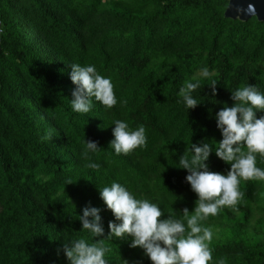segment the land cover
<instances>
[{"label":"trees","instance_id":"16d2710c","mask_svg":"<svg viewBox=\"0 0 264 264\" xmlns=\"http://www.w3.org/2000/svg\"><path fill=\"white\" fill-rule=\"evenodd\" d=\"M227 8L225 0H0V264H69L62 247L86 235L77 220L85 206L101 209L107 235L114 217L98 187L112 181L159 203L162 218L194 209L197 196L175 163L191 144L221 140L214 117L233 105L231 91L250 84L264 92V23L227 19ZM72 63L111 77L118 104L72 112ZM201 66L214 75L187 112L178 88ZM113 119L143 125L148 143L128 155L100 153L97 173L82 156L84 139L107 150ZM208 163L230 168L214 153ZM240 187L239 210L205 222L213 264H264V218L259 236L250 233L264 213V181ZM130 242H107L109 264H151Z\"/></svg>","mask_w":264,"mask_h":264},{"label":"clouds","instance_id":"9594fccd","mask_svg":"<svg viewBox=\"0 0 264 264\" xmlns=\"http://www.w3.org/2000/svg\"><path fill=\"white\" fill-rule=\"evenodd\" d=\"M235 12L237 17L257 16L253 3H248L247 7L238 6ZM69 67L70 80L75 86L70 100L72 112L88 114L93 110L94 102L109 110L118 104L111 77L102 75L93 64L72 63ZM213 75L207 66H201L193 76L195 82H183L178 88L180 102L187 112L202 103L197 98L201 97V81L210 80ZM216 84L212 80L208 85L213 97L217 94ZM231 99L233 105L223 106L214 117L221 140L191 144L175 163L177 168L186 170L185 182L197 196L194 209L189 212L185 208L178 214L162 218L164 212L159 203L138 197L124 183L112 181L98 187L100 199L114 220L108 222L105 235L101 209L90 204L85 206L77 220L82 226L80 232L86 235L72 239L62 247L69 264H109L107 257L112 249L107 242L129 238V247L142 249L151 264H213L210 245L214 231L205 226V222L224 208L233 212L239 210L244 198L242 182L264 181V167L257 166L258 157L264 161V115L257 117L258 113H264V92L247 84L231 91ZM111 126L113 139L107 150L97 141L84 139L82 156L89 161L87 168L94 172L101 171V164L96 160L102 152L111 150L117 156L128 155L147 146L148 136L143 125L133 128L126 120L113 119ZM51 138L49 131L42 140L50 141ZM213 153L230 166L226 172L210 170L208 161ZM72 183L68 179L65 185ZM215 264H226V261L220 259Z\"/></svg>","mask_w":264,"mask_h":264},{"label":"water","instance_id":"95a60500","mask_svg":"<svg viewBox=\"0 0 264 264\" xmlns=\"http://www.w3.org/2000/svg\"><path fill=\"white\" fill-rule=\"evenodd\" d=\"M228 2V8L225 12V17L227 19L236 21L239 20L241 22H248L253 18H256L259 22L264 23V0H225ZM248 3H253L257 8V16L249 17V16H242L237 17L235 8L240 7H247ZM2 23L0 20V29ZM0 50H1V32H0Z\"/></svg>","mask_w":264,"mask_h":264},{"label":"rangeland","instance_id":"374dc122","mask_svg":"<svg viewBox=\"0 0 264 264\" xmlns=\"http://www.w3.org/2000/svg\"><path fill=\"white\" fill-rule=\"evenodd\" d=\"M261 218H264V213L262 211H257L255 218L250 226V233L254 234L255 236H259L260 231H259V224L257 221Z\"/></svg>","mask_w":264,"mask_h":264}]
</instances>
